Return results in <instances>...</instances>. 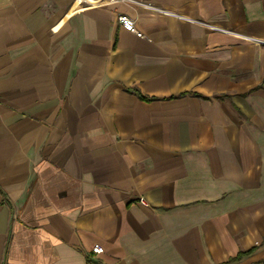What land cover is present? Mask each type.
I'll return each instance as SVG.
<instances>
[{"label":"crops","instance_id":"0c3cea01","mask_svg":"<svg viewBox=\"0 0 264 264\" xmlns=\"http://www.w3.org/2000/svg\"><path fill=\"white\" fill-rule=\"evenodd\" d=\"M0 264H264V0H0Z\"/></svg>","mask_w":264,"mask_h":264},{"label":"built area","instance_id":"2783aa9c","mask_svg":"<svg viewBox=\"0 0 264 264\" xmlns=\"http://www.w3.org/2000/svg\"><path fill=\"white\" fill-rule=\"evenodd\" d=\"M120 1L133 3V0H109L110 3H115V2H120ZM141 5H143V4H141ZM117 23L119 24V26L122 29H124L125 31L135 35L136 37H138V38L143 37L142 32L136 26L135 20L130 18L129 16L124 15V14L117 16ZM96 251H99V249H97Z\"/></svg>","mask_w":264,"mask_h":264}]
</instances>
